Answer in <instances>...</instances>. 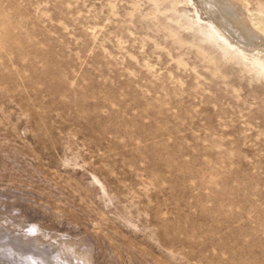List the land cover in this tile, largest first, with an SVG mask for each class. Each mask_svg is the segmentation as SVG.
Segmentation results:
<instances>
[{
	"label": "rangeland",
	"instance_id": "rangeland-1",
	"mask_svg": "<svg viewBox=\"0 0 264 264\" xmlns=\"http://www.w3.org/2000/svg\"><path fill=\"white\" fill-rule=\"evenodd\" d=\"M171 1L0 2L8 236L87 243L90 264H264V79L211 74L161 25Z\"/></svg>",
	"mask_w": 264,
	"mask_h": 264
},
{
	"label": "bare ground",
	"instance_id": "bare-ground-1",
	"mask_svg": "<svg viewBox=\"0 0 264 264\" xmlns=\"http://www.w3.org/2000/svg\"><path fill=\"white\" fill-rule=\"evenodd\" d=\"M151 1L155 5L158 2V0H151ZM250 1L254 2L252 7H249L250 4L249 0H172L170 2L171 6H166L164 10L168 12L170 10H174L176 12L179 11V13H175V14L173 13L167 16V19L171 20L175 24V27H172L169 24H166L165 22L164 23L162 22L161 25L169 30V34L172 37V40L176 42L179 47H182L184 44H187L190 49L195 50L196 53L201 57L200 60L206 59L207 64H209L207 68L209 69L211 74L213 75L219 74L220 77L227 76L228 73L222 68V65H219V62L222 59H224V60L233 61V63L235 65H238L240 67L239 69L244 73H250L249 78L264 79V0H250ZM0 2H2V0ZM179 4L182 5L183 9L180 10L177 9V6ZM4 7L6 6L4 5ZM113 8L114 5L112 4L110 11L111 13L114 14ZM3 9L5 10L8 9L9 11V8H3ZM2 10L0 11L1 14L0 15L1 18L0 19L1 20L0 49L2 50L5 49L6 51L5 46L7 42L8 44H10L9 39L12 38L10 37V34H12L11 30H15L16 27L14 28V26L16 25L14 24L16 22L12 24L11 22L12 19L10 20L12 16H9L10 17L8 18L9 20L7 19L8 17L7 14L9 13L10 15V12L8 13L6 12L5 14L2 15ZM154 18L156 17L154 16ZM11 24L13 25V27L11 26ZM180 27L189 30L188 37L184 36L181 33V31L179 30ZM14 39H11L13 40L12 42H14ZM15 42L17 45L18 41ZM215 50H219L220 51L219 54H215ZM6 53L8 54L10 52L6 51L5 56L7 55ZM176 62L178 65L181 66L186 65L185 60L181 57H177ZM225 85L226 86L229 85L234 92H237L238 90L241 89L239 87H236L238 84H234V82L232 81H227ZM206 123L209 124L207 121ZM214 142H215L214 144L220 146L219 144L220 141L219 143L216 142V140ZM4 223L7 222L4 221ZM8 226L0 224V242L23 244V245H27V243H32V246L33 243L39 244L40 240L38 238H32L29 236L26 237L27 235L23 236L24 234L23 235L14 234V237H16L15 239L12 236L11 237L8 236L9 232L5 231V230H9V227H11ZM17 230H19V228ZM43 230L44 229H41L39 227H36L34 229L35 234H38L40 238L45 237V233H44L45 230L44 231ZM57 239L58 238H56L55 240ZM65 239L62 238L61 243L59 242L60 244L57 241L58 245L50 254H47L46 252L41 250L47 263L48 264H90V255H89L90 250L87 246L88 244L82 243L84 245L79 246V244H77L76 241L75 243L74 241L70 242L68 240L66 241ZM79 240L81 241L82 239ZM61 244L63 247L60 246Z\"/></svg>",
	"mask_w": 264,
	"mask_h": 264
},
{
	"label": "water",
	"instance_id": "water-1",
	"mask_svg": "<svg viewBox=\"0 0 264 264\" xmlns=\"http://www.w3.org/2000/svg\"><path fill=\"white\" fill-rule=\"evenodd\" d=\"M0 264H48L40 247L0 242Z\"/></svg>",
	"mask_w": 264,
	"mask_h": 264
}]
</instances>
